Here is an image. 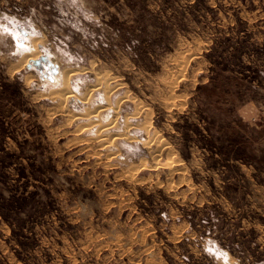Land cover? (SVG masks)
<instances>
[{"label":"rangeland","instance_id":"1","mask_svg":"<svg viewBox=\"0 0 264 264\" xmlns=\"http://www.w3.org/2000/svg\"><path fill=\"white\" fill-rule=\"evenodd\" d=\"M0 264H264V0H0Z\"/></svg>","mask_w":264,"mask_h":264},{"label":"bare ground","instance_id":"2","mask_svg":"<svg viewBox=\"0 0 264 264\" xmlns=\"http://www.w3.org/2000/svg\"><path fill=\"white\" fill-rule=\"evenodd\" d=\"M37 44L34 43V46H32V50L33 53L29 54L28 56V60H30L32 63H35L36 60H39V57L41 56V53L38 52L36 50V47ZM35 51V52H34ZM191 51V50H190ZM186 52V51H185ZM189 52V51H188ZM179 55V54H178ZM177 55V56H178ZM183 54H181L182 56ZM185 58V57H183ZM182 58V59H183ZM47 59V58H46ZM187 59V58H186ZM41 60V59H40ZM42 61V60H41ZM173 61V60H172ZM179 61V60H178ZM185 61V60H184ZM44 62V61H43ZM177 63V62H176ZM179 63H181L179 61ZM184 63H187L186 61ZM41 64V62H40ZM182 64V63H181ZM179 64V65H181ZM177 65V64H176ZM175 65V68H177L178 66ZM42 71L44 70V66L40 65ZM182 66V65H181ZM184 66V65H183ZM179 68V67H178ZM54 69V68H53ZM173 69V68H172ZM182 69V67H180V69H178L179 71ZM52 70V69H51ZM183 70V69H182ZM91 71H94L93 69ZM177 71V70H176ZM76 71H69L68 73H65V75L62 77V87L58 90V91H54L53 93H51V96H52V99L55 101V103L57 104V107L62 109L64 104L66 102H70V101H73V100H76V101H80L81 103H83L84 105H89L93 100L92 98L94 97V95H96V92L100 90V92L102 91L103 92V95H107V97H105V103L106 105H102V106H97L96 108H94L93 110L91 111H88L85 112V113H82V114H77V116H72L74 117L73 119H79V118H82V117H85V119H87V122L88 124L86 125H82V129L83 131H86V132H89L91 133L93 130H95V132H98V133H95L94 136H96L94 138L95 141H97V144L98 143H101V147H102V150L103 151H107L109 152L111 148H113V146L115 145V143H117L119 140H125L127 141L128 143V139L130 138V135H131V131L128 130L127 132H125L124 130H126L124 128V132L125 133H117V134H113L112 136H110V134L113 132H111L110 130H112L116 125L115 123L111 124V122L113 121V119L110 121V123L106 125L103 124V126L101 125L102 122L104 120H102V116L104 115L105 112L109 111V110H112V104L110 102H107L108 99H111L112 97V93L116 90V87L119 85L118 84V81L113 79L112 77L110 78L108 75H103V74H99L97 73L96 76H95V80H96V83L94 85L91 86V88L89 90H87V92H85L84 94H77L76 92H74L73 90V86H72V79L74 78V76H76L77 73H75ZM171 72V70H170ZM182 72V71H181ZM184 72V71H183ZM52 73H53V70H52ZM54 74V73H53ZM55 75V74H54ZM181 75V74H179ZM171 77V76H170ZM182 77V76H181ZM173 78V76H172ZM54 79V78H53ZM174 80V78H173ZM178 80V79H177ZM121 82V81H120ZM170 83L173 84V82H171L170 80ZM113 84V85H112ZM122 85V83H120ZM167 85H171L168 84ZM120 86V85H119ZM118 86V87H119ZM175 86V85H173ZM172 86V87H173ZM167 88H171V86L167 87ZM166 88V90H167ZM172 92H169V93H173V90H171ZM175 94V93H173ZM164 95V94H163ZM128 96V95H127ZM172 97V95H171ZM170 97V98H171ZM129 100V98H128ZM135 100V99H134ZM169 100V99H168ZM120 101V100H118ZM117 101V102H118ZM125 101V100H124ZM137 101V100H136ZM135 101V102H136ZM134 102V104H136ZM140 103V102H139ZM118 105V104H117ZM115 106V105H113ZM136 108L139 107V109H142V110H145L147 113L146 115L149 116L146 121V123H150L149 121H151V114H149V110L146 109V108H141L142 105L140 104V106H138V104L135 106ZM116 108V107H115ZM118 108V106H117ZM172 108V107H171ZM150 109V108H149ZM58 110V109H57ZM117 111L115 112L116 115L118 116L120 114V107L118 109H116ZM59 111V110H58ZM113 111V110H112ZM115 111V110H114ZM113 111V112H114ZM61 112V111H60ZM65 112V111H64ZM141 112V111H140ZM169 112V111H168ZM138 113V111L135 113L134 116H136V114ZM145 114V113H144ZM114 115V114H113ZM140 115V114H139ZM145 115V116H146ZM171 115V114H170ZM71 117V118H72ZM127 118V117H126ZM146 118V117H144ZM104 119V118H103ZM130 119H133V118H130ZM115 120H116V117H115ZM114 120V121H115ZM113 121V122H114ZM86 122V121H85ZM104 123V122H103ZM126 125H129V124H126ZM144 124H142V127H143ZM146 125V124H145ZM151 125V124H150ZM132 126V125H130ZM134 126V125H133ZM141 126V125H140ZM146 129L149 130V124L146 125ZM118 127V126H116ZM128 127V126H127ZM135 127V126H134ZM138 127V126H137ZM131 128V127H130ZM129 129V127H128ZM143 129H145V126L143 127ZM114 130L117 131V129L114 128ZM142 130V129H141ZM146 130V131H147ZM77 131H80L77 130ZM144 131V130H143ZM148 135V133H146ZM151 135V134H150ZM149 135V136H150ZM90 136V135H89ZM132 136V135H131ZM136 136V135H135ZM146 137V140L144 139L143 143H142V147L143 148H148V149H152V147H156L157 149L159 148H163L165 150H167L165 153H161V155L159 156L158 159H155V158H151V159H143L141 162H140V165L138 166L137 170L141 171V170H145V169H154V170H160L161 168L164 169V168H167L170 172H174L175 171V167L177 166L178 161L179 159L176 158V156L173 155V153H171V148L163 142V140H159L158 142H154V139H151ZM91 137V136H90ZM134 137V136H133ZM132 137V138H133ZM153 138L155 136H152ZM157 137V136H156ZM89 139V138H88ZM84 140V139H83ZM93 139L91 141H94ZM137 140V139H136ZM131 141V140H130ZM142 142V141H141ZM93 143V142H92ZM106 152V153H107ZM111 152V151H110ZM118 152V151H117ZM114 154V153H112ZM107 155V154H106ZM108 156V155H107ZM180 162V161H179ZM182 165V164H181ZM141 169V170H140ZM176 170H177V167H176ZM180 170V169H178ZM177 170V171H178ZM168 174V173H167Z\"/></svg>","mask_w":264,"mask_h":264},{"label":"water","instance_id":"3","mask_svg":"<svg viewBox=\"0 0 264 264\" xmlns=\"http://www.w3.org/2000/svg\"><path fill=\"white\" fill-rule=\"evenodd\" d=\"M41 60H45V58H41ZM41 60H36L34 64H39Z\"/></svg>","mask_w":264,"mask_h":264}]
</instances>
